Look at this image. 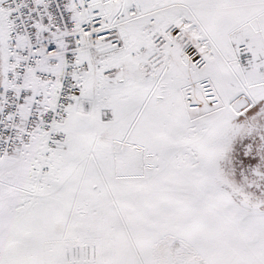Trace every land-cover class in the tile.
<instances>
[{
  "label": "snow or ice",
  "instance_id": "snow-or-ice-1",
  "mask_svg": "<svg viewBox=\"0 0 264 264\" xmlns=\"http://www.w3.org/2000/svg\"><path fill=\"white\" fill-rule=\"evenodd\" d=\"M0 264H264V0H0Z\"/></svg>",
  "mask_w": 264,
  "mask_h": 264
}]
</instances>
